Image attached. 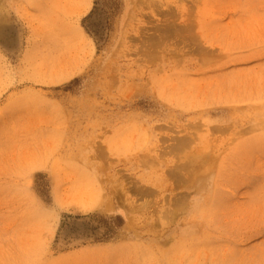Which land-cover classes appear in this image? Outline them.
Here are the masks:
<instances>
[{
	"label": "rangeland",
	"instance_id": "rangeland-1",
	"mask_svg": "<svg viewBox=\"0 0 264 264\" xmlns=\"http://www.w3.org/2000/svg\"><path fill=\"white\" fill-rule=\"evenodd\" d=\"M0 32V264H264V0H0Z\"/></svg>",
	"mask_w": 264,
	"mask_h": 264
},
{
	"label": "bare ground",
	"instance_id": "bare-ground-1",
	"mask_svg": "<svg viewBox=\"0 0 264 264\" xmlns=\"http://www.w3.org/2000/svg\"><path fill=\"white\" fill-rule=\"evenodd\" d=\"M4 32H5V31H4ZM0 33H1V32H0ZM3 36H4V35H3ZM3 36H2V37H3ZM4 37H5V36H4ZM8 39H9V38H8Z\"/></svg>",
	"mask_w": 264,
	"mask_h": 264
}]
</instances>
